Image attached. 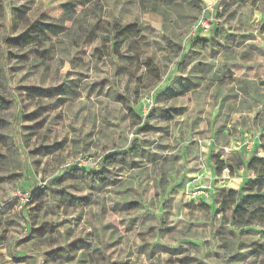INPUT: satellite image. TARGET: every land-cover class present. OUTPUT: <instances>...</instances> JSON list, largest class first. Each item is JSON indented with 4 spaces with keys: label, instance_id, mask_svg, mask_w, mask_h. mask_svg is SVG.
I'll return each mask as SVG.
<instances>
[{
    "label": "rangeland",
    "instance_id": "374dc122",
    "mask_svg": "<svg viewBox=\"0 0 264 264\" xmlns=\"http://www.w3.org/2000/svg\"><path fill=\"white\" fill-rule=\"evenodd\" d=\"M202 1L0 0V264H264L229 196L264 159V0L194 32Z\"/></svg>",
    "mask_w": 264,
    "mask_h": 264
},
{
    "label": "trees",
    "instance_id": "16d2710c",
    "mask_svg": "<svg viewBox=\"0 0 264 264\" xmlns=\"http://www.w3.org/2000/svg\"><path fill=\"white\" fill-rule=\"evenodd\" d=\"M93 1L97 2V0ZM197 1L198 0H193L194 3ZM150 6L151 10L154 12L161 11L160 7L154 2H151ZM202 7L203 1L201 10ZM134 29L135 27L132 24L122 26L120 23H113L110 24L108 28H104V31L101 34L105 44H110V48H107L108 53L116 55L118 58L124 56L119 53L120 49L132 39ZM10 108L11 101L0 93V113L7 111ZM248 166L258 175L256 179L248 182L249 185L247 190L249 194L236 201V191H229L230 202L234 204L232 213L235 218V223L240 226L249 225L253 220L264 222V208H261V205L264 204V159L252 157L248 162ZM254 190L255 192L253 193L252 191ZM250 207L255 208L254 212L249 211ZM254 213H258V217H256L257 215Z\"/></svg>",
    "mask_w": 264,
    "mask_h": 264
},
{
    "label": "built area",
    "instance_id": "2783aa9c",
    "mask_svg": "<svg viewBox=\"0 0 264 264\" xmlns=\"http://www.w3.org/2000/svg\"><path fill=\"white\" fill-rule=\"evenodd\" d=\"M220 0H211L209 3H204L203 2V7L201 10V14L199 15V17L196 20V23L194 25V32L196 31H200V32H208L210 30V25H211V21L210 18L207 16V14L205 13H209L212 10V7L214 5H216ZM147 102H149V99H146ZM246 143V148H250L252 141H245ZM224 172H229L228 167H224L223 168ZM14 196L16 198H18V201L22 204L28 202L31 200V195H29V193H24V192H20L18 191L17 193L14 194ZM21 206V205H20Z\"/></svg>",
    "mask_w": 264,
    "mask_h": 264
}]
</instances>
